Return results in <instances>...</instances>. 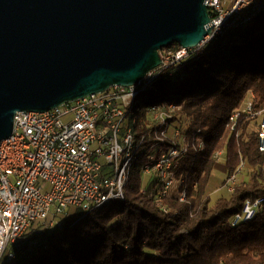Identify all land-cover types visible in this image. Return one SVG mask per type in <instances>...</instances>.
<instances>
[{"label":"trees","instance_id":"obj_1","mask_svg":"<svg viewBox=\"0 0 264 264\" xmlns=\"http://www.w3.org/2000/svg\"><path fill=\"white\" fill-rule=\"evenodd\" d=\"M154 85L149 92L164 97L137 112L135 134L145 150L131 169L125 200L91 214L78 211L76 218L66 213L51 228L26 233L0 264H264V204L252 220L234 224L246 201L264 198L258 122L245 120L237 131L229 122L250 99L264 110V11L170 66ZM171 105L167 123L155 119L153 106L168 111ZM170 125L188 144L174 163L177 178L185 179L184 202L180 192L161 198L156 182L144 188L147 152ZM222 156L228 178L242 163L247 176L212 203L208 186Z\"/></svg>","mask_w":264,"mask_h":264},{"label":"built area","instance_id":"obj_2","mask_svg":"<svg viewBox=\"0 0 264 264\" xmlns=\"http://www.w3.org/2000/svg\"><path fill=\"white\" fill-rule=\"evenodd\" d=\"M213 33L208 42L219 40L229 31L240 28L264 11V0H209ZM230 4V6H229ZM189 51L179 48L162 54L164 66L148 78L141 89L114 86L56 109L19 113L12 136L0 144V261L8 246L36 224H53V218L70 208L83 214L103 210L114 201L125 200V188L143 141L137 139L133 119L121 135L122 125L137 107L139 97L156 91L155 83L169 66L187 58ZM165 70V71H164ZM153 106L155 119L165 124L172 115ZM258 122V149L264 175V110L258 111L252 99L229 117L233 131L243 121ZM157 147L148 151L149 162L143 173L157 174L159 196L167 198L179 183V199H187L185 179H178L175 161L188 150L179 128L168 126ZM168 144V145H165ZM205 143L199 141L203 150ZM219 155L217 156V158ZM245 164L225 184L234 191ZM49 190H45V185ZM264 198L246 201L234 224L252 220L262 208ZM9 254V259H14Z\"/></svg>","mask_w":264,"mask_h":264},{"label":"water","instance_id":"obj_3","mask_svg":"<svg viewBox=\"0 0 264 264\" xmlns=\"http://www.w3.org/2000/svg\"><path fill=\"white\" fill-rule=\"evenodd\" d=\"M208 1L0 0V144L19 113H44L114 86L141 89L164 66V48L177 44L190 55L206 46Z\"/></svg>","mask_w":264,"mask_h":264},{"label":"rangeland","instance_id":"obj_4","mask_svg":"<svg viewBox=\"0 0 264 264\" xmlns=\"http://www.w3.org/2000/svg\"><path fill=\"white\" fill-rule=\"evenodd\" d=\"M230 6V4H229ZM164 94L162 93H155V92H146L143 93L140 97H139V107L131 114L127 117V119L125 120V122L122 125V129H121V135H123L124 132H127V130L131 127L133 119H137L138 114L137 112H143L144 110L147 109L148 106H150L151 104H153L154 102L163 99ZM182 128L185 129L184 126H182ZM244 172H242V174L239 176L244 178L247 176V173L245 172V168L243 169ZM229 173H228V169H227V165H226V157L222 156L213 172H212V176H211V180H210V184L208 186V192L211 195L212 198V203H215L216 200L222 198V197H227V195L229 194V192L227 191V188H225L223 186V183L228 179ZM152 178L153 182H156V184L158 183V178H157V174L155 173H150V174H143V179H144V185L146 188L147 186V182ZM239 182V179H238ZM45 185V190H49V186L47 184ZM159 188V187H158ZM177 190V191H176ZM179 183L176 185V187L172 190L173 193L178 194L179 192ZM176 191V192H175ZM77 212L78 210L76 208H71L69 210V217L70 218H76L77 217ZM45 224L39 223L38 225H35L33 227V229H29L27 230L26 233L30 232V231H34V232H40L44 227ZM51 228V227H50ZM25 233V234H26ZM24 237V236H23ZM21 239V238H20ZM20 239H18L16 242L12 243L8 249V251L6 252L5 256L3 259H7L8 257V253L10 252V249L13 250L14 245L18 244V242L20 241Z\"/></svg>","mask_w":264,"mask_h":264},{"label":"crops","instance_id":"obj_5","mask_svg":"<svg viewBox=\"0 0 264 264\" xmlns=\"http://www.w3.org/2000/svg\"><path fill=\"white\" fill-rule=\"evenodd\" d=\"M154 186H155V184H154V182H153V180H152V178L147 182V186H146V188L147 189H154ZM144 187H145V185H144ZM177 191V190H176ZM175 191V192H176ZM172 194H174L173 192H172Z\"/></svg>","mask_w":264,"mask_h":264}]
</instances>
